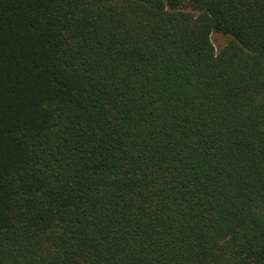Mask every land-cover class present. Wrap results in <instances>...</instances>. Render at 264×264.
<instances>
[{
  "label": "trees",
  "instance_id": "obj_1",
  "mask_svg": "<svg viewBox=\"0 0 264 264\" xmlns=\"http://www.w3.org/2000/svg\"><path fill=\"white\" fill-rule=\"evenodd\" d=\"M0 264H264V0H0Z\"/></svg>",
  "mask_w": 264,
  "mask_h": 264
},
{
  "label": "rangeland",
  "instance_id": "obj_2",
  "mask_svg": "<svg viewBox=\"0 0 264 264\" xmlns=\"http://www.w3.org/2000/svg\"><path fill=\"white\" fill-rule=\"evenodd\" d=\"M212 42L215 46L216 49H218L219 47H221L223 44H225L226 42V38L221 36V35H218V34H212Z\"/></svg>",
  "mask_w": 264,
  "mask_h": 264
}]
</instances>
